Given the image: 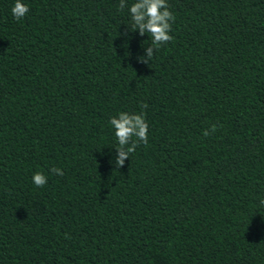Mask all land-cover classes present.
Returning a JSON list of instances; mask_svg holds the SVG:
<instances>
[{
  "label": "trees",
  "instance_id": "16d2710c",
  "mask_svg": "<svg viewBox=\"0 0 264 264\" xmlns=\"http://www.w3.org/2000/svg\"><path fill=\"white\" fill-rule=\"evenodd\" d=\"M14 2L0 0V264H264V0H167L174 39L148 64L119 0H23L19 21ZM143 103L148 144L117 168L108 121Z\"/></svg>",
  "mask_w": 264,
  "mask_h": 264
},
{
  "label": "clouds",
  "instance_id": "9594fccd",
  "mask_svg": "<svg viewBox=\"0 0 264 264\" xmlns=\"http://www.w3.org/2000/svg\"><path fill=\"white\" fill-rule=\"evenodd\" d=\"M126 7L129 9L131 18L130 31H138L141 36L147 33L150 37V46L145 49L147 56L137 57L138 62L148 64L152 60L155 51L174 39L170 33L172 23L175 22L176 17L170 10L167 0H135L130 6H128L126 0H119L117 10L123 11ZM29 11V7L23 3V0H15L11 8V13L17 21L25 17ZM124 35H127V33H124ZM140 107L142 111L139 113L120 111L108 121L114 129V136L117 141L115 147L117 152L115 164L117 168L124 166L125 160L130 158V154L134 153L141 143L145 146L148 144L149 125L143 111V109L148 108V105L143 103ZM216 130L217 125L212 124L209 129L203 131V136L207 137ZM50 172L60 176L64 174L59 167H52ZM32 182L37 187H43L47 183V177L43 172L37 171L32 176ZM259 204L264 206V198L259 200Z\"/></svg>",
  "mask_w": 264,
  "mask_h": 264
}]
</instances>
